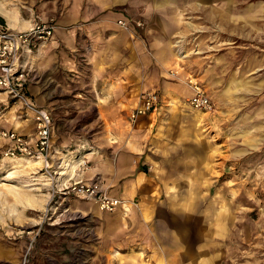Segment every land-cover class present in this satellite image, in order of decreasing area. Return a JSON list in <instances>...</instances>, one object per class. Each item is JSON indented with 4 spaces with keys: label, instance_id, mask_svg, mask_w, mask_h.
<instances>
[{
    "label": "crops",
    "instance_id": "obj_1",
    "mask_svg": "<svg viewBox=\"0 0 264 264\" xmlns=\"http://www.w3.org/2000/svg\"><path fill=\"white\" fill-rule=\"evenodd\" d=\"M206 1H47L52 10L43 17L56 18L58 27L46 46L31 54L39 78L28 87L29 95L49 110V99L72 92L67 86L74 84L85 92L88 108L98 112L100 125L90 135L94 148L89 157L91 173L102 171L112 185L113 196L127 201L128 210L110 213L96 206L93 210L104 233H113L115 238L133 227V235L145 237L154 227L161 230V225L154 223V213L167 223L161 204L190 201V195L179 189H195L193 171L209 165L187 150L185 140L181 146L177 143V131L199 118L188 102L195 92L190 83L193 77L205 85L215 102L213 116L222 115L225 123L238 121L237 126L248 122L249 132L257 136L253 135L249 146L259 149L264 143L258 137L264 138V3ZM0 11L9 15L2 17L13 30L30 29L33 21L26 20L25 15L11 16L4 8ZM120 19L131 20V26L122 27ZM138 19L144 24L138 25ZM150 92L159 96L156 109L137 121L129 119L132 110L145 105ZM13 108L0 113L1 130L18 131L34 143L35 113ZM244 108L249 112L246 120L240 121L235 112ZM54 130L55 123L53 145L57 141ZM180 155L184 157L181 162ZM203 181L211 182V178ZM164 188L168 196L160 201L156 194ZM226 212L216 218L215 227L230 226L231 214ZM135 238L134 244H127L129 248L137 244ZM121 242L107 241L103 254L121 248ZM9 250L8 243L0 238V263L14 256ZM104 259L96 264H125Z\"/></svg>",
    "mask_w": 264,
    "mask_h": 264
},
{
    "label": "rangeland",
    "instance_id": "obj_2",
    "mask_svg": "<svg viewBox=\"0 0 264 264\" xmlns=\"http://www.w3.org/2000/svg\"><path fill=\"white\" fill-rule=\"evenodd\" d=\"M47 1L50 0H44V3L0 0V9L10 11L11 16L25 15L26 20L33 21L30 26L40 20L57 21L54 17L44 19L43 14L52 10ZM211 1L264 3V0ZM206 2L209 1L202 0L201 3ZM2 16L9 15L0 11V26L10 28ZM37 50L39 48L21 57L29 64L31 80L28 87L36 84L39 78L31 56ZM71 85L67 89L72 92H59V95L64 94L63 97L47 102L52 101L49 110L57 140L48 161L26 156L18 157L24 160L17 161L18 158L5 155L10 141L1 136L0 125V238L8 243L9 251L14 254L0 264H96L102 257L105 261L110 258L124 262L122 257L128 256L131 259L125 264H264V143L259 149L249 146L256 135L249 132L248 122L241 126H237L238 121L225 123L222 115L213 116L216 104L213 110L205 111L193 107L189 99L191 111L199 118L188 121L182 131L178 128L177 143L181 146L185 140L187 150L197 160L209 162L205 168L197 166L193 171L197 177L195 189L185 186L179 189L180 193L189 194L191 200L161 204L168 221L164 224L154 213V223L161 225V230L154 227L149 237L133 235L136 233L133 227L115 238L113 233H104L93 207L110 213H116L120 208L127 212V201L121 200L116 210L109 211L102 209L94 199L65 194L63 190L75 180L92 181L101 176L108 194L118 198L113 196L112 185L102 171L91 173L89 157L94 148L90 135L100 125L98 112L93 107L88 108L81 86ZM33 101L40 105L35 97ZM10 107L2 113L13 107L26 110L17 103ZM247 112L244 108L235 112V116H240L243 121ZM236 129L242 135H237ZM258 137L264 140L260 134ZM182 160L184 157L180 155L179 161ZM67 171L66 175L61 174ZM203 178H211V182L205 183ZM156 195L163 201L168 191L158 189ZM225 211H228L225 214H231L230 226L227 229L215 227L216 218L222 217ZM181 220L183 224H180ZM134 238L137 244L129 248L127 244H134ZM107 241H122V247L103 254ZM134 248L137 249L133 251Z\"/></svg>",
    "mask_w": 264,
    "mask_h": 264
},
{
    "label": "built area",
    "instance_id": "obj_3",
    "mask_svg": "<svg viewBox=\"0 0 264 264\" xmlns=\"http://www.w3.org/2000/svg\"><path fill=\"white\" fill-rule=\"evenodd\" d=\"M131 20H118L124 27L131 26ZM138 25H143L142 20H137ZM58 25L55 19L35 21L29 30H12L8 27L0 26V113L10 108L12 105L20 104L21 107L29 112L35 113L37 122V140L33 143L28 136L14 130L2 129L1 136L10 141L9 147L5 150V155L12 158L20 156L37 158L48 161L53 145V117L50 111L37 106L27 90L31 80L28 62L22 61L23 54H30L33 49L45 46L54 36ZM195 92L190 99L193 107L210 111L215 108V102L207 95L204 85L194 77L190 80ZM159 96L155 92L147 94L145 105L132 110L130 117L132 120L146 114V112L156 109ZM63 189L66 193L88 199H94L101 204L102 209L114 211L121 200L111 197L104 185L101 176L92 181L75 180L65 185Z\"/></svg>",
    "mask_w": 264,
    "mask_h": 264
},
{
    "label": "bare ground",
    "instance_id": "obj_4",
    "mask_svg": "<svg viewBox=\"0 0 264 264\" xmlns=\"http://www.w3.org/2000/svg\"><path fill=\"white\" fill-rule=\"evenodd\" d=\"M18 160L21 161V160H24V158H18L17 161H18ZM28 163H29V162H28ZM26 165H27V164H26ZM66 165H67V164H66ZM21 166H22V165H21ZM69 166H71V164H68V167H69ZM71 168H73V166H72ZM67 173H68V171H67V172H63V173H61V174H62V175H66ZM154 233H155V232H154ZM158 240H159V238H158ZM163 247H164V246H163Z\"/></svg>",
    "mask_w": 264,
    "mask_h": 264
},
{
    "label": "trees",
    "instance_id": "obj_5",
    "mask_svg": "<svg viewBox=\"0 0 264 264\" xmlns=\"http://www.w3.org/2000/svg\"><path fill=\"white\" fill-rule=\"evenodd\" d=\"M1 21H2V19H1Z\"/></svg>",
    "mask_w": 264,
    "mask_h": 264
}]
</instances>
